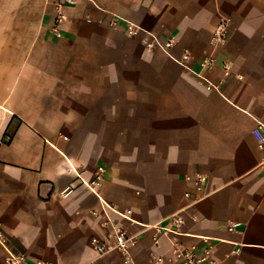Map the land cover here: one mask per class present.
I'll return each mask as SVG.
<instances>
[{
	"label": "crops",
	"instance_id": "1",
	"mask_svg": "<svg viewBox=\"0 0 264 264\" xmlns=\"http://www.w3.org/2000/svg\"><path fill=\"white\" fill-rule=\"evenodd\" d=\"M72 1L0 0V264H264V0Z\"/></svg>",
	"mask_w": 264,
	"mask_h": 264
},
{
	"label": "built area",
	"instance_id": "2",
	"mask_svg": "<svg viewBox=\"0 0 264 264\" xmlns=\"http://www.w3.org/2000/svg\"><path fill=\"white\" fill-rule=\"evenodd\" d=\"M68 4H72V0H67ZM59 22V21H58ZM128 33L133 35L134 34V27L131 26L128 30ZM215 38L219 43H223L228 39V25L226 22H223L220 24V26L215 31ZM152 42L155 43L156 38L152 36ZM149 40H146L145 42H148ZM152 43H148V47H152ZM157 46L161 47L165 51H168L172 47V41L167 40L164 44L157 43ZM254 138L256 139L258 148L264 152V126H258L253 131ZM103 170H101L98 174V177L95 181H92L90 183H85V185L91 189L94 193H98V191L102 188V175ZM261 174L262 177H264V160L261 165ZM199 183L201 185H204L206 183V178L204 176L198 177ZM172 223L176 227H181L184 223V220L180 216H176L172 218ZM113 234L116 240L117 250L124 256L125 258V264H135L130 256V240L127 238L125 233H123L121 230L113 228ZM4 236L2 232L0 231V243L4 245ZM92 245L95 247L96 251L99 254H105L109 247L105 244L100 242L98 239L93 238L91 240ZM210 250L205 251H198L197 249L193 248L190 250H177L174 253V259L170 260L167 264H173V262H177L178 264H215L214 261L211 258ZM162 260H158L155 264H161ZM3 264H56L52 261L43 260V259H31L27 254L25 253H14L9 250H7V257ZM88 264H96L95 262H90Z\"/></svg>",
	"mask_w": 264,
	"mask_h": 264
}]
</instances>
